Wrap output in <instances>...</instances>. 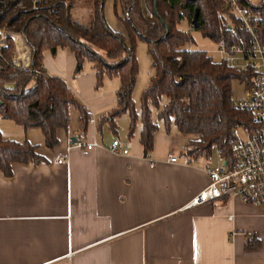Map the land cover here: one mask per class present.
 Instances as JSON below:
<instances>
[{"label": "crops", "instance_id": "1", "mask_svg": "<svg viewBox=\"0 0 264 264\" xmlns=\"http://www.w3.org/2000/svg\"><path fill=\"white\" fill-rule=\"evenodd\" d=\"M53 49L43 51L44 70L95 118L83 133L71 107L72 137L97 145L85 151L59 128L49 148L39 127L0 125L4 138L27 140L41 157L13 162L10 177L0 170V264H264V207L238 197L188 206L208 184L205 168L215 166L209 155L185 153L198 134L164 131L159 123L145 155L141 123L129 136L127 112L115 129L97 128L96 120L116 106L119 78L105 76L97 85L88 60L74 76L75 54ZM113 139L127 154L108 149ZM249 239L257 245L247 249Z\"/></svg>", "mask_w": 264, "mask_h": 264}, {"label": "trees", "instance_id": "2", "mask_svg": "<svg viewBox=\"0 0 264 264\" xmlns=\"http://www.w3.org/2000/svg\"><path fill=\"white\" fill-rule=\"evenodd\" d=\"M78 0H0V28L23 36L30 50L28 67L12 62L14 43L10 34L0 45V116L23 128L39 127L49 148L57 144L56 131L70 123V108L79 111L80 131L85 132L86 109L71 88L43 68V51L68 47L77 58L74 76L84 60L91 61L99 85L105 76L118 77L116 106L96 120V126L116 128V118L127 112L128 135L136 122L141 123L140 142L145 155L151 150L154 133L160 128L180 133L198 134L199 139L186 144L191 157L208 156L215 146L221 157L232 160L231 131L239 125L252 128L248 111L232 104V81L246 83L252 72L234 69L215 60L206 50L191 49L193 30L215 43L228 46L238 37L248 39L239 19L224 0H113L116 17L128 32L126 39L113 31L103 15L105 0H89L86 23L73 17ZM259 14L258 39L264 43V0L257 5L241 0ZM147 14H152L148 18ZM186 26L181 28L180 23ZM143 40L152 59L154 73L140 97L136 111L132 97L138 74L136 40ZM126 40L130 42L126 44ZM165 103L161 106V100ZM157 113L155 118L153 111ZM41 157L27 140L4 138L0 131V170L11 176L13 162H37ZM252 239L245 247L256 246Z\"/></svg>", "mask_w": 264, "mask_h": 264}, {"label": "built area", "instance_id": "3", "mask_svg": "<svg viewBox=\"0 0 264 264\" xmlns=\"http://www.w3.org/2000/svg\"><path fill=\"white\" fill-rule=\"evenodd\" d=\"M226 7L239 19L243 31L248 33V39L238 37L235 42L225 46L217 43L216 53L220 61L234 69L249 70L252 79L246 86L244 96L233 99L232 104L236 108L248 111L252 116V128L244 125L236 126L231 131L229 141L232 160L223 159L220 165L207 166L205 168L208 184L188 203V206L199 205L220 198L238 197L242 202L254 206L264 207V43L258 39V19L256 10L245 5L241 0H224ZM152 18V14H147ZM193 25L186 27L187 31H193ZM0 35L4 38L5 34ZM14 34L12 39L15 46ZM20 35V34H19ZM3 43L0 42V45ZM12 62L17 67H28L30 64V52L19 57L15 50ZM88 122H94L95 118L91 110H86ZM68 143H76L85 151L94 148L97 143L72 140V133L66 127ZM108 149L113 153L127 154L126 148L120 149L118 139H113ZM170 161H175L176 156L168 154ZM62 160H58L61 162ZM153 166V164H150Z\"/></svg>", "mask_w": 264, "mask_h": 264}, {"label": "rangeland", "instance_id": "4", "mask_svg": "<svg viewBox=\"0 0 264 264\" xmlns=\"http://www.w3.org/2000/svg\"><path fill=\"white\" fill-rule=\"evenodd\" d=\"M89 0H78L75 3L74 8L71 10V13L73 14L74 18H77L82 23H86L88 19V12H89V6H88ZM250 3L257 5L260 0H249ZM113 0H105L104 8H103V15L106 20L107 25L115 32L122 34L126 39L128 38V32L124 24L116 17L114 6H113ZM185 25L184 22L180 23V27L183 28ZM1 29V28H0ZM1 32L3 34H16L15 32H9L5 29H1ZM19 34V33H17ZM21 35V34H20ZM191 35L193 37L194 42L188 43V47L191 49H202L206 50L209 55L213 57V59L218 60L219 55L216 53L218 44L210 40L209 38L203 37L198 31H191ZM22 39L24 40L23 36L21 35ZM5 40V37L3 38L0 35V42L3 43ZM127 45L130 44L128 40L125 41ZM14 43V42H13ZM24 44L26 47L27 44L24 40ZM29 50V47L27 48ZM30 52V50H29ZM15 54V46H14V52L13 56ZM135 56L138 63V74L136 77L135 86L133 89V101L136 111L138 112L140 107V97L143 92V90L148 85V82L150 80L151 75L154 73V67L152 65V59L147 51V45L143 40H136V46H135ZM246 89V83L242 82L240 80H233L232 81V97L233 99L237 100L244 96ZM165 103V99L163 98L161 100V106ZM157 111H153V116L155 118ZM161 123V121L159 120ZM11 124L13 126H17L13 121L2 118L0 116V125L2 124ZM174 127V125L171 126V129ZM208 162L211 165H220L221 164V156L218 153V150L215 146L212 147L211 153L208 157Z\"/></svg>", "mask_w": 264, "mask_h": 264}, {"label": "bare ground", "instance_id": "5", "mask_svg": "<svg viewBox=\"0 0 264 264\" xmlns=\"http://www.w3.org/2000/svg\"><path fill=\"white\" fill-rule=\"evenodd\" d=\"M14 41H15V50L18 53L19 57L25 56L27 53V47L24 44V40L19 34H14Z\"/></svg>", "mask_w": 264, "mask_h": 264}, {"label": "water", "instance_id": "6", "mask_svg": "<svg viewBox=\"0 0 264 264\" xmlns=\"http://www.w3.org/2000/svg\"><path fill=\"white\" fill-rule=\"evenodd\" d=\"M155 2H156V0H155ZM196 18H197V11L195 12V15H194V17H193V19H192L193 27H194L195 25H197ZM52 50H54V49L52 48ZM0 105H1V100H0ZM72 140H73L74 142L76 141L75 138H72Z\"/></svg>", "mask_w": 264, "mask_h": 264}]
</instances>
